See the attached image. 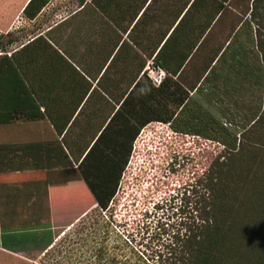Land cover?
Here are the masks:
<instances>
[{"label": "crops", "instance_id": "obj_1", "mask_svg": "<svg viewBox=\"0 0 264 264\" xmlns=\"http://www.w3.org/2000/svg\"><path fill=\"white\" fill-rule=\"evenodd\" d=\"M4 1L1 249L44 253L61 218L92 205L79 166L91 150L87 171L111 173L121 129L157 108L149 67L216 75L240 128L264 112V0H46L33 18L30 0Z\"/></svg>", "mask_w": 264, "mask_h": 264}, {"label": "trees", "instance_id": "obj_2", "mask_svg": "<svg viewBox=\"0 0 264 264\" xmlns=\"http://www.w3.org/2000/svg\"><path fill=\"white\" fill-rule=\"evenodd\" d=\"M45 3L30 0L24 14L33 18ZM0 50L5 52V45H0ZM6 69L3 55L0 75H5ZM225 77L229 83V75ZM225 94V87L216 86V75H198L193 82L169 75L157 88V108L153 104L152 115L148 106L146 117L133 128L121 129L125 143L116 145L111 154L107 164L111 173L88 172L85 164L91 150L86 155L79 166L80 174L94 200L93 210L105 212L117 194L133 142L147 124H166L175 133L200 137L223 148L204 169L199 184L188 191L176 221L164 223L161 235L165 253L133 260L118 254L114 244L102 242L91 264H264V112H255L249 121L254 123L240 128L230 108L222 105ZM88 214L78 222L85 221ZM55 246L50 239L44 255Z\"/></svg>", "mask_w": 264, "mask_h": 264}, {"label": "rangeland", "instance_id": "obj_3", "mask_svg": "<svg viewBox=\"0 0 264 264\" xmlns=\"http://www.w3.org/2000/svg\"><path fill=\"white\" fill-rule=\"evenodd\" d=\"M222 150L206 139L175 133L166 124L149 126L133 145L107 211H94V202L88 208L74 209L71 217L64 216L56 225L52 252L44 255L26 248L15 253L0 247V264H91L102 242L114 244L118 254L133 260L165 253L164 223L176 221L188 191L199 184L204 169ZM84 211L89 213L85 221H73ZM70 221L74 223L66 229Z\"/></svg>", "mask_w": 264, "mask_h": 264}, {"label": "built area", "instance_id": "obj_4", "mask_svg": "<svg viewBox=\"0 0 264 264\" xmlns=\"http://www.w3.org/2000/svg\"><path fill=\"white\" fill-rule=\"evenodd\" d=\"M147 76L157 85H160L165 78L164 72L155 67H149Z\"/></svg>", "mask_w": 264, "mask_h": 264}]
</instances>
